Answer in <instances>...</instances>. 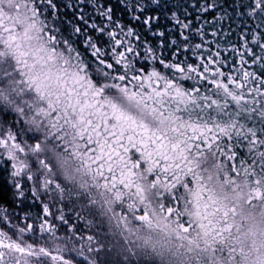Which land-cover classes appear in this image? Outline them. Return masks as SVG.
Listing matches in <instances>:
<instances>
[{
    "label": "snow or ice",
    "instance_id": "snow-or-ice-1",
    "mask_svg": "<svg viewBox=\"0 0 264 264\" xmlns=\"http://www.w3.org/2000/svg\"><path fill=\"white\" fill-rule=\"evenodd\" d=\"M0 171V264H264V0H0Z\"/></svg>",
    "mask_w": 264,
    "mask_h": 264
},
{
    "label": "trees",
    "instance_id": "trees-1",
    "mask_svg": "<svg viewBox=\"0 0 264 264\" xmlns=\"http://www.w3.org/2000/svg\"><path fill=\"white\" fill-rule=\"evenodd\" d=\"M5 185H6L5 174L3 171H0V187Z\"/></svg>",
    "mask_w": 264,
    "mask_h": 264
},
{
    "label": "clouds",
    "instance_id": "clouds-1",
    "mask_svg": "<svg viewBox=\"0 0 264 264\" xmlns=\"http://www.w3.org/2000/svg\"><path fill=\"white\" fill-rule=\"evenodd\" d=\"M249 211L256 213V218H257V220H259V218H260L259 217V209L252 210V209L245 207V212H249Z\"/></svg>",
    "mask_w": 264,
    "mask_h": 264
}]
</instances>
